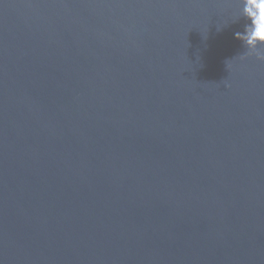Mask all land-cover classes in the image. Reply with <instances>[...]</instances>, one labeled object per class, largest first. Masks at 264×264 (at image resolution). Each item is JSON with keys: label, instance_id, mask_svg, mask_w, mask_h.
I'll use <instances>...</instances> for the list:
<instances>
[{"label": "water", "instance_id": "obj_1", "mask_svg": "<svg viewBox=\"0 0 264 264\" xmlns=\"http://www.w3.org/2000/svg\"><path fill=\"white\" fill-rule=\"evenodd\" d=\"M237 8L0 0V264H264Z\"/></svg>", "mask_w": 264, "mask_h": 264}, {"label": "clouds", "instance_id": "obj_2", "mask_svg": "<svg viewBox=\"0 0 264 264\" xmlns=\"http://www.w3.org/2000/svg\"><path fill=\"white\" fill-rule=\"evenodd\" d=\"M237 3L232 21H243V31L236 32L235 38L242 41L247 49L239 58L254 56L264 62V0H237Z\"/></svg>", "mask_w": 264, "mask_h": 264}]
</instances>
